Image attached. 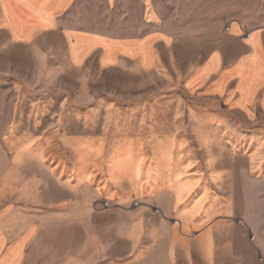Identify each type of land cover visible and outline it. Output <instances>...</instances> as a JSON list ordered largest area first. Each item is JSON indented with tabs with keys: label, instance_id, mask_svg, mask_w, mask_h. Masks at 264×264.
<instances>
[{
	"label": "rangeland",
	"instance_id": "obj_1",
	"mask_svg": "<svg viewBox=\"0 0 264 264\" xmlns=\"http://www.w3.org/2000/svg\"><path fill=\"white\" fill-rule=\"evenodd\" d=\"M261 1L0 0V209L40 264H264V116L197 74ZM128 38L156 63L81 54Z\"/></svg>",
	"mask_w": 264,
	"mask_h": 264
},
{
	"label": "crops",
	"instance_id": "obj_2",
	"mask_svg": "<svg viewBox=\"0 0 264 264\" xmlns=\"http://www.w3.org/2000/svg\"><path fill=\"white\" fill-rule=\"evenodd\" d=\"M257 9L258 16L254 19L261 23L252 28H246L238 22L227 24L222 43L211 52L197 73L202 83L207 82L205 88L213 95L212 98L226 100L231 109L245 116L253 113L264 116V0ZM40 29L43 28H35L34 32ZM149 39L118 40L121 48L114 53L113 58L108 56L107 43L85 48L81 54L100 48L103 64L117 60L127 64L137 63L142 68L149 67L156 63V50L160 48L158 45L156 48ZM104 41L114 42L109 39ZM143 45L146 55L140 49ZM249 72L254 76H248ZM249 77L252 78L251 82L248 81ZM3 189L5 192L6 183ZM25 204L23 201V211L7 205L0 209V264H40L28 247L38 222L28 215Z\"/></svg>",
	"mask_w": 264,
	"mask_h": 264
}]
</instances>
